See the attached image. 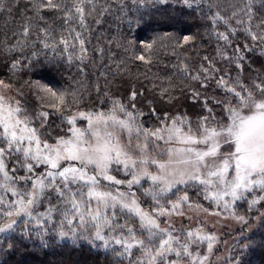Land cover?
<instances>
[{"label": "snow or ice", "instance_id": "obj_1", "mask_svg": "<svg viewBox=\"0 0 264 264\" xmlns=\"http://www.w3.org/2000/svg\"><path fill=\"white\" fill-rule=\"evenodd\" d=\"M137 2L146 6L153 0H133L134 4ZM154 2L166 5L168 0ZM176 2L191 8L197 0ZM12 7L9 0H0V13L7 11L11 14ZM32 7L39 16L42 8L61 9L62 5L53 0H47V3L39 0ZM74 7L75 14L70 9L65 11V22L78 15L83 25L84 0ZM235 8L233 17L237 24H245L244 17H247L249 26L245 32L253 42L264 44V24L259 26V32L253 31L250 26L253 14L251 0ZM219 19H222L219 14L212 17L213 26ZM31 27L30 22L21 25L25 39ZM41 31L47 35L46 30ZM217 35L220 39L228 40L224 33ZM76 39H80L79 33ZM193 39L191 35L183 36L185 45ZM40 42L45 48L49 47L43 40ZM61 42L67 49L68 41ZM80 43L83 45L84 41L81 39ZM154 43L155 40L145 47L151 49ZM249 47L245 43L243 47L237 46L232 56L220 54L229 65L234 62L236 69L242 72L246 58L243 53ZM32 55L37 53L33 52ZM78 58L83 60V56ZM136 59L146 58L141 55ZM204 59L208 60V65L201 63L197 74L192 76L202 88L207 87L210 78H215L213 74L222 73L212 60L208 57ZM17 64L18 61L14 59L12 68L15 69ZM33 83L45 94L49 106L64 112L68 103L66 93L42 85L39 81ZM216 83L225 90V98L216 100L217 104L223 105L221 119L217 120L215 116L199 117L196 129L191 127L186 117H169L167 112L161 117L155 108L150 115L156 116L158 126L144 127L137 121V117L144 113L136 109L137 92L132 91V110L114 99L107 111H78L66 117L70 125L68 134L55 136L54 142H49L36 127L31 126L34 117L21 108L19 101H13L5 94L11 85L0 80V233L15 234L23 222L20 239H31L35 235L40 244L47 247V232L43 225L52 223L54 214L59 213L62 219L57 236L60 239H86L92 247L110 249L118 256H131L133 249L138 248L141 256L135 262L130 261V264H205L206 257L198 252L194 254L193 246L207 242L208 251L211 252L215 235L205 233L202 225L195 229L189 228L186 232L181 230L179 234H175L171 225L161 227L160 217L172 215L189 202L187 191L176 200L167 199L168 194L174 189L178 190L181 185L185 189L189 185L202 186L204 199L225 212L231 210L236 221L248 223L244 215L234 211L235 202L243 199L246 193L254 192L257 187L264 192V80L245 84L239 73L235 79L229 77L227 80L221 74ZM166 93L167 89H161L162 97ZM200 96L199 91L192 90L194 100L199 102ZM204 107L208 112L212 111L207 106V99ZM48 115L47 112L38 114L42 124ZM77 116L87 121L86 128L76 126ZM186 123L189 124L187 131L184 129ZM123 132L129 136L128 144L121 143ZM133 134L138 141L135 149L131 144ZM157 141H163L165 147L153 154L149 146L159 148ZM222 144L227 151L223 150ZM165 155L167 158H162ZM5 156H14L20 165L19 168H13L11 175ZM113 165L115 171L122 170L123 178L111 174ZM41 167L43 171H40ZM152 167L157 171H151ZM21 170L23 175L15 174ZM101 180L108 182L107 189L101 187ZM145 180L151 182L150 187L145 189V195H150L153 201L148 209L142 207L137 193L133 191ZM52 192L59 198L57 205L51 203ZM9 193L11 197L7 198ZM45 196L49 198L47 207L44 211H37L44 203ZM261 200H264V195L249 200V210ZM93 201L95 208L92 206ZM188 206L196 212L202 208L198 203H189ZM203 211L207 212L208 209ZM121 217H127L124 223L119 222ZM77 218L79 226L73 227ZM259 219L264 222V213L260 214ZM137 220L139 233L135 224ZM65 222L68 230L64 229ZM29 225L33 227L29 228ZM144 233H147L146 237ZM12 238L15 239V236ZM252 243L255 242L249 241L240 247L247 248ZM260 244L264 245V241H260ZM114 245L120 246L121 250L118 251ZM16 247L10 242L6 249L0 251L11 253ZM173 255L175 258H170ZM234 264H243V261L234 259Z\"/></svg>", "mask_w": 264, "mask_h": 264}, {"label": "trees", "instance_id": "obj_2", "mask_svg": "<svg viewBox=\"0 0 264 264\" xmlns=\"http://www.w3.org/2000/svg\"><path fill=\"white\" fill-rule=\"evenodd\" d=\"M34 2L38 3L39 0H9L13 5L11 14L7 11L0 13V80L11 85L10 90L17 96L21 107L34 117L37 125H42L40 131L50 141L55 136L67 134L66 117L78 111H107L114 99L132 110V91L137 92L136 109L144 113L137 117V121L144 127L158 126L156 116L150 115L155 108L161 117L164 112L169 117H186L191 127L196 129L199 117L215 116L217 120L221 119L223 105L216 103V100L225 98V90L216 83L221 74L227 80L229 77L235 79L239 73L245 84L264 80V44L253 42L245 32L249 26L247 17H244L243 25L237 24L233 17L235 6L248 0H197L191 8L176 0H168L166 5L153 0L146 6L139 2L134 4L133 0H91L90 3L84 0L83 25L78 15L65 22V11L70 9L75 14L74 6L80 0H53L62 8H42L39 16L34 13ZM44 2L47 3V0ZM251 2L253 14L250 26L253 31L259 32V26L264 24V0ZM217 14L222 19L213 26L212 17ZM25 22L32 25L26 39L21 28ZM41 29L46 30L47 35ZM77 33L80 39H76ZM165 33L168 35L165 36ZM218 33H224L228 40L220 39ZM184 35H191L194 39L185 45ZM41 40L49 47L45 48ZM62 40L68 41L67 49ZM154 40L151 49L145 47ZM245 43L250 47L243 53L246 58L241 72L234 62L229 65L220 53L232 56L233 50L237 46L243 47ZM33 52L37 55L33 56ZM141 55L146 59H136ZM80 56H83V60L78 58ZM204 57L222 70V73L213 74L215 78L209 79L206 88L200 87V82L192 79L201 63L208 65ZM14 59L18 61L15 69L12 68ZM200 74L203 75L202 72ZM35 81L66 93L68 103L63 113L49 106L45 94L34 86ZM161 89H167L163 97ZM193 89L201 93L199 102L192 97ZM206 99L211 112L204 107ZM41 112L49 113L43 124L38 116ZM188 127L186 123L184 128ZM9 158L16 162L15 168H19L15 157ZM40 171H43L42 167ZM143 186L136 187L137 191ZM197 190L190 191L191 202L200 199ZM263 193L258 189L255 193H247L246 199L235 202V212L244 215L248 223L220 235L219 240L226 242L228 251L226 255H221L224 248L217 245L209 254L208 264H234V259L242 260L243 264H264V245L260 244V241H264V222L259 219L260 214L264 213V200L252 206L251 210L248 203ZM51 195V203L57 205L59 198L54 192ZM145 196V202L142 198L140 201L150 207V198ZM48 200V196H45L44 203L37 211H44ZM61 219V215L55 213L53 222L43 225L47 232V247L42 246L35 235L31 239H20L23 222L15 234L0 233V249H6L10 242L17 245L14 252L0 251V264H130V261L138 259V248L133 249L131 256H118L110 249L92 247L86 239H60L57 230ZM125 219L127 217H121L119 222L124 223ZM78 226L77 218L73 227ZM28 227L32 228L33 225ZM64 229L68 230L66 222ZM179 231L175 230V233ZM249 241L255 243L247 248L240 247ZM114 247L121 250L120 246ZM204 249V245H194L192 250L203 255Z\"/></svg>", "mask_w": 264, "mask_h": 264}, {"label": "rangeland", "instance_id": "obj_3", "mask_svg": "<svg viewBox=\"0 0 264 264\" xmlns=\"http://www.w3.org/2000/svg\"><path fill=\"white\" fill-rule=\"evenodd\" d=\"M5 94L7 96H10L13 99V101H19L17 96L14 93H12V91L10 89L6 90ZM24 111L27 113L26 110H24ZM36 123L37 122L34 121V119H33L31 122V126L36 127L40 131V129H41L40 127L42 125L38 124L39 125L38 126ZM76 126L79 128H86L87 127V121L83 120L77 116ZM69 127H70V125H68V128ZM185 131H187V129H185ZM40 133L42 134L41 131H40ZM67 134H68V131H67ZM42 137L45 138L43 135H42ZM142 139L143 138H141V142H142ZM49 142H54V140L53 141L49 140ZM128 142H129L128 134L126 132L121 133V143L128 144ZM137 142L138 141L136 140L135 135L133 134V138L131 140V144H132L133 149H135V145L137 144ZM156 144H159L160 147L157 148L154 145L149 146V151L152 152L153 154L158 153L162 148L165 147L163 141H157ZM201 147H203V146L201 145ZM222 148L224 151H227V148L224 147L223 144H222ZM162 158L166 159L167 157L165 155ZM5 162H6V166L8 167L10 175L13 174L12 170H13V168H15L16 162L14 160L11 161V158H9V156H5ZM209 162H211V161H209ZM42 170H43V168H42ZM151 171L156 172L157 169L155 167H152ZM23 174L24 173L22 172V174H20V175H23ZM111 174L116 175L117 178H123L122 170L119 172L115 171L114 165H113V171ZM17 175H19V174H17ZM141 184L144 186L140 188L139 192L137 191V188H136L138 186L134 187L133 191H135L137 193V197L139 198V200H141L140 198H142L143 202H145V200H144L145 199L144 197H146L145 196V189H148L150 187L151 182L145 180V181H142ZM101 187L107 189L108 188V182L101 180ZM179 189L181 190V192L177 189H174L171 193L168 194L167 199L176 200L178 196L183 195L184 192L187 191L188 196H189V202L184 204L182 206V208L179 209L177 212L172 213V215L160 217L161 227H168L169 225H171V227L176 231L183 230L184 232H186L189 228L195 229L198 225H202L205 233L211 232L216 237V240L213 243L212 250L217 245H219V246L221 245V247L224 248L223 253L221 255H223V256H224V254L226 255V252L228 251L226 242L225 243L221 242L219 240V237H220V235H223L224 233H226L228 231L235 230L242 223L238 222L234 219V217L231 214V210L229 212H225V211H223L222 208H218L214 203L210 202L209 200L204 199V190H203L202 186H195L194 187L192 185H189L185 189V187L183 185H181V186H179ZM195 189H198L197 191L200 193V199L197 202L196 201L191 202L190 201V198H191L190 191L195 190ZM258 189L259 188L257 187L253 193H255ZM112 190H114V186H113ZM175 191H178V192H175ZM174 192H175V194L173 195L172 193H174ZM246 195H247V193L245 194V197H244L245 199H246ZM147 196L150 198L149 199L150 204H152L153 201L151 199V196L150 195H147ZM170 196L173 198H170ZM10 197H11V194L9 193L7 198H10ZM242 200L243 199H241V201ZM189 203L193 204V205L198 203L202 206V208L199 212H196V211H194V209L189 208V206H188ZM92 205H93V208H95V201L92 202ZM142 207H144L145 209L149 208L143 204H142ZM203 209H208V211L204 212ZM179 213H182V214H179ZM135 224H136L137 232L139 233V221L137 220L135 222ZM179 233H180V231L178 233H175V234H179ZM202 245L205 246V249H204L205 252L202 256L206 257L205 264H208L209 254L212 252V250H211V252L208 251L207 242L200 243L197 246L201 247ZM135 249H137V248H135ZM138 251H139L138 259H139L141 256V252L139 249H138ZM195 253L196 252H194V254ZM220 257L221 256H219V258Z\"/></svg>", "mask_w": 264, "mask_h": 264}]
</instances>
